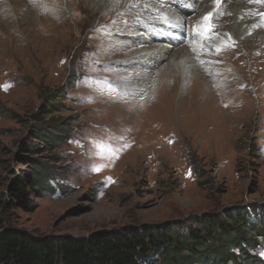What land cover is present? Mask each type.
<instances>
[{
    "label": "rangeland",
    "instance_id": "374dc122",
    "mask_svg": "<svg viewBox=\"0 0 264 264\" xmlns=\"http://www.w3.org/2000/svg\"><path fill=\"white\" fill-rule=\"evenodd\" d=\"M3 1L5 5H21V10H26L23 0ZM150 3L147 6L141 2L139 6L143 8H136L135 14H145L147 19L160 23L158 6L153 1ZM60 5L72 26L65 44L53 55L36 52L34 48L38 25L35 13L41 12L40 9L31 11L27 19L21 17L17 21L13 16L12 34H0V43L5 45L0 47V228L23 229L36 236H80L124 225L182 220L190 224L194 216L217 213L236 205H252L257 207V212L263 210L264 106L257 98L258 85H248L244 100L247 108L232 112L230 122L216 126L204 124L199 129L197 115L187 109L181 114V123L173 121L169 126L162 123L163 129L166 128L162 141L155 139L162 128L157 129L153 124L148 128L147 112L139 114L135 109L137 124L129 133L118 124V118L100 107L111 102L106 99L126 94L134 100L145 97L146 111L162 82L170 87L175 80L177 90L172 103L177 108L186 93L192 97L193 84L196 86L202 73L216 75L218 79L229 74L210 61L217 58L215 47L191 52L192 59L183 53V49L190 47L187 40L197 35L196 25L205 15L203 0L184 14L185 40L173 47L169 58L157 61L156 65L144 63L142 67L127 65V59L137 54V50L129 52L127 46L139 48L161 43L148 41L144 28L149 26L140 23L132 31L117 30L118 23L131 19L116 14L128 2L122 0L113 10L102 7L95 12L90 0H61ZM72 5L79 9L77 22L73 20V23ZM234 5V0L227 1L225 10L218 16V28L222 31L224 27L235 38L239 67L250 79L251 61L243 47L247 38L237 34ZM2 14L0 25L4 26ZM135 21L143 22L140 18ZM222 36L227 44L233 43L224 33ZM197 40L205 41L202 37ZM146 50L150 52L151 48ZM201 60L206 63L201 64ZM97 81L112 82L120 90L104 91L105 85ZM6 84L10 87L4 90ZM51 92L58 95L54 112L45 114L42 96ZM212 96L209 86L200 100L208 101ZM35 114L41 120H34ZM50 118L59 125L58 142L53 148L30 137L33 129L42 128ZM98 140L119 148L118 158L100 159L92 155ZM26 144H34L37 150L26 152ZM23 155L37 160L36 164L23 163ZM96 164L104 165L99 173L92 171ZM32 167L47 175V185H36L37 174ZM18 176L30 210L14 204L10 183Z\"/></svg>",
    "mask_w": 264,
    "mask_h": 264
},
{
    "label": "bare ground",
    "instance_id": "6f19581e",
    "mask_svg": "<svg viewBox=\"0 0 264 264\" xmlns=\"http://www.w3.org/2000/svg\"><path fill=\"white\" fill-rule=\"evenodd\" d=\"M123 1L128 2V5L125 8L120 9L119 12H117L116 14L117 16H122V17L130 16L131 19L128 18L127 20H124V23L121 24L118 23L117 30L132 31L136 28L137 24L140 23L145 26H149L144 28L146 34L149 37L146 38L147 40L153 39L156 40L158 43H161L158 44L157 46L148 45V47L140 46L139 48L138 46L137 47L127 46L129 52L132 51L135 52L137 50L136 51L137 54L136 55L134 54L135 56H133L131 59H127L126 61L127 65L132 66L138 64L139 66H141L144 63L146 64L150 63V65L152 64L156 65V63L168 57L173 47H175L181 41L185 40L183 38V26H184V21L186 20L184 14L186 13L187 9L196 8L197 3L200 0H144V1L123 0ZM152 1L155 3V6L156 5L158 6L159 12L161 14L160 23L156 21V19H147V17H145L146 16L145 14L144 15L138 13L135 14L136 8L140 10L143 8L142 5L141 7L139 6L141 2L147 4L148 6L151 5L150 2ZM227 1L228 0L222 3L219 9L216 10L215 5L213 4V0H203L204 2L203 11L205 14H207L210 11L216 10L217 14H216L215 23L219 25L218 16L222 11L225 10V4L227 3ZM234 1L236 5L233 6L234 8L233 12L234 15H236V18L238 19L237 34L247 38L246 40L243 41V47L244 50L246 51L249 60L251 61L250 79L245 75L244 70L239 67L241 61H240V55L237 54L238 49L236 48L235 45L236 43L235 38H233V36L229 33V31L225 30L224 27L222 31L218 28L217 31L220 33V36H222V34L224 33V35L228 39H230V41L234 42V46H231L233 43L225 44V43H220L219 41L218 42L216 41V43L214 42L216 46L220 47L221 50L218 52L217 58L211 59L210 61H213V64L215 65L222 66L221 68L229 71V74L225 73L223 78L218 79L216 75L212 76L207 72L202 73L197 78L196 86L195 83L193 84L195 89H193L194 91L192 90L193 91L192 97H189V92L186 93L181 98L177 108H175L172 103V98L176 94V90H177V84L176 81L174 80L172 86L170 87H167L165 83L162 82L161 84L162 87H160L156 92L157 94L155 100L150 104V106L148 107V109H146V111H145L144 96H143L144 98L141 100H134V98L130 96H126V94L125 96H121L118 98L110 97L109 99H106L107 101H111V102L110 103L105 102L104 103L105 105L103 104L101 106L99 105L101 109L105 110L114 118L115 117L118 118L119 119L118 124H120L123 127V129L125 130L124 132H128L129 130V133L132 126H134V124H137V118H136L137 116L133 113L135 112V109L139 110V114H141L142 112H147V115L150 116L148 121L149 124L148 128L149 126L151 128L152 124H153L152 126L154 127L155 125V128L157 127V129L158 127L162 128V130L158 133L157 138H155L161 140L162 138L165 137L163 132H165L166 129V128L163 129L162 125L167 123L169 126L173 121L174 124H178L181 121L180 120L181 114H183L184 110L187 111V109L192 110L197 115L198 121L196 123L199 124L198 128L204 124L210 126H214V125L216 126L219 124L221 125L230 122V117L232 116V112L236 110L243 111L247 108L246 102L244 101L246 97L245 92L246 89H248V85L252 83L256 84V86L257 85L259 86L260 90L258 89L256 90V92H258L257 98L263 102V106H264V16L260 15V13H264V4L250 2V0H234ZM23 2L24 4H26L24 5V8H26V10H21L22 7L21 5H20L21 7L12 4L7 5L8 3L5 5L4 1L3 0L1 1L0 12L3 13L2 15H4L3 20L5 21V23L4 26L0 25V34H7V35L12 34V29H13L12 24L14 21L13 16L17 18V21L20 20L19 18L21 17L23 19H27L31 11L33 12L34 9L36 10L40 9L41 12L35 13V20L38 23V25L36 28L37 32L34 35V38L37 41L34 45V48L36 49V52L37 51L40 53L45 52L46 54L51 53V55H53L56 50L58 51L60 49V45H62L63 43L65 44L67 36L68 37L70 36L71 26H72L70 24L71 21L69 20V17L65 14L64 8L61 7L60 5L61 0H23ZM90 2L94 6L92 11L95 12L99 9H102V7L108 8V11H110L111 9L113 10L115 7L119 6L122 0H90ZM29 3L30 5H27ZM16 9L18 11H15ZM78 10H79L78 7L72 5V11L70 15L72 23L73 20L77 22L78 19L77 16L79 14ZM165 16L168 18L167 22H165L164 20ZM136 18L142 19L143 22L141 23L135 21ZM221 24L222 22L220 23V25ZM21 32L22 33L24 32L23 35H25L24 29H22ZM250 37H252L251 40ZM187 42L190 43L191 48L186 47V49H183V53L187 55L185 57L188 59L193 58L191 52L200 53L202 51H209L207 50L208 48L207 41L199 42L197 40V35L190 38L189 41L187 40ZM0 47L4 48L5 47L4 43H0ZM147 48L149 49L151 48V51L149 50L150 52H147L148 51L146 50ZM153 58L155 59L153 60ZM50 59L51 57L48 59V61ZM215 68L217 69V67ZM166 72L167 69L165 70V73ZM241 80H243V82ZM209 86H212V93L214 94V97L212 96L210 100L208 101L206 100L202 102L200 100L202 94L205 93L206 89H208ZM236 89H238L239 92H236L235 91ZM224 97H226L225 100ZM161 104H163L164 106H161ZM143 124H144L143 122L140 123V125ZM150 131L151 129H149V134L151 133ZM131 142L132 141L130 140V143Z\"/></svg>",
    "mask_w": 264,
    "mask_h": 264
},
{
    "label": "trees",
    "instance_id": "16d2710c",
    "mask_svg": "<svg viewBox=\"0 0 264 264\" xmlns=\"http://www.w3.org/2000/svg\"><path fill=\"white\" fill-rule=\"evenodd\" d=\"M57 96L52 92L42 96L45 114L54 112ZM39 118V114L33 116L36 121ZM45 122L42 128L33 129L30 137L53 148L59 125L53 118ZM24 148L28 153L37 150L34 144ZM26 156L21 157L23 163L36 164L37 160ZM32 168L37 174L36 185H47V175ZM22 187L19 176L10 183L14 204L30 210ZM256 208L236 205L194 216L190 224L182 220L124 225L80 236H36L2 227L0 264H264V209L257 212Z\"/></svg>",
    "mask_w": 264,
    "mask_h": 264
},
{
    "label": "snow or ice",
    "instance_id": "6c2138e0",
    "mask_svg": "<svg viewBox=\"0 0 264 264\" xmlns=\"http://www.w3.org/2000/svg\"><path fill=\"white\" fill-rule=\"evenodd\" d=\"M226 2V0H213V4L215 5L216 10L219 9L220 5L222 3ZM250 2H256L260 4H264V0H250ZM210 11L207 14H205L201 20L196 25V34L197 37H202L205 41H207L209 47H215V50L217 53L221 50L220 47L216 46L214 42L219 41L220 43H227L224 41L220 33L217 31L218 25L215 23L216 14L217 11ZM260 15L264 16V13H260ZM167 17L165 16L164 20L167 22ZM231 46H234V42ZM195 51V49H194ZM199 59V57H197ZM201 64L206 63V61L201 60ZM97 84L105 85L102 90L107 92H115L120 90V86L114 85L112 82H105V81H97ZM10 87V85H4V90H7V88ZM143 98V96H141ZM114 140H119V137H114ZM94 152L92 155L99 157L100 159H105L108 156H117L118 158V152L119 148L114 147V145L111 142H105L104 140H98L94 143ZM104 165L103 164H96L93 166L92 171L99 173L103 170ZM190 174V173H189ZM111 178H109L110 180Z\"/></svg>",
    "mask_w": 264,
    "mask_h": 264
}]
</instances>
